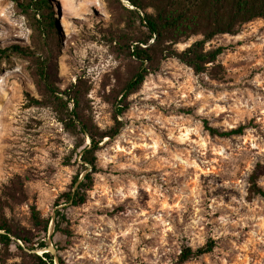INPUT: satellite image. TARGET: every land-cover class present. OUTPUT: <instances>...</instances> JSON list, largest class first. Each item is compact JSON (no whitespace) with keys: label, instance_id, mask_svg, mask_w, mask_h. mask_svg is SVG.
I'll list each match as a JSON object with an SVG mask.
<instances>
[{"label":"rangeland","instance_id":"1","mask_svg":"<svg viewBox=\"0 0 264 264\" xmlns=\"http://www.w3.org/2000/svg\"><path fill=\"white\" fill-rule=\"evenodd\" d=\"M23 4L0 0V48H10L0 52V196L23 189L7 216L31 228L35 203L52 218L42 235L66 264H264V196L253 191V182L264 188V18L206 43L227 47L217 72L163 60L129 95L119 134L99 143L87 201L70 205L56 199L91 170L80 158L89 138L60 119L65 113L45 93L37 58L60 91L81 90L79 113L109 130L137 65L119 38L145 28L128 0H47L56 21L47 43ZM205 124L243 132L220 136ZM209 239L211 252L180 261L184 246ZM18 254L0 244V264Z\"/></svg>","mask_w":264,"mask_h":264},{"label":"trees","instance_id":"2","mask_svg":"<svg viewBox=\"0 0 264 264\" xmlns=\"http://www.w3.org/2000/svg\"><path fill=\"white\" fill-rule=\"evenodd\" d=\"M136 12V20L145 28L141 33H123L119 42L127 49V55L133 58L137 65L131 76L121 88V98L114 104L116 125L109 130H101L84 118L78 111L81 102V90L60 91L53 83L52 76L47 70L45 60L37 58L36 71L39 81L44 86L45 93L52 100H56L61 106L65 116L60 119L65 126L73 132H80L89 138V144L80 150L83 165L91 166V170L79 179L75 176L73 188L61 192L56 199V204L61 200L70 205H81L88 199V190L94 184V172H96L99 143L105 137L113 138L119 134L123 123L118 117L122 116L129 108L128 97L137 91L146 77L159 70L163 60L177 58L190 66L195 73L217 72L220 64L217 59L226 46L206 47V43L218 34H236L243 24L255 19L264 18V0H128ZM47 0H24L23 11L32 17V27L37 35L45 42H50L55 18L47 6ZM147 7H152L153 12H148ZM140 9L142 13L139 12ZM195 35H201L183 49L177 47V43L184 42ZM153 39L152 42L150 40ZM47 45V44H46ZM23 53L32 54V50L16 47ZM9 47L0 48L5 53ZM62 93L64 96H60ZM39 102V100L34 99ZM72 104L70 107L69 104ZM211 134L229 136L243 132L240 125L230 130H219L214 126L205 124ZM82 145V143L80 144ZM79 147V146H78ZM16 183V181L14 182ZM13 183V184H14ZM14 189L15 191H13ZM23 189L13 187L5 190L4 196H0V244L6 253H10V247L15 246L19 252V260L4 264H66L59 253H54L42 234H46L50 228L52 218L44 216L38 206L33 203L30 206L31 228L21 227L7 216L5 209L11 206L12 200L17 198V192ZM253 191L264 196V188L253 182ZM61 231L71 236L68 227ZM53 238V236H51ZM215 247V241L209 239L204 245L193 248L184 246L180 254V261L185 262L211 252ZM56 250L60 248L55 245Z\"/></svg>","mask_w":264,"mask_h":264},{"label":"water","instance_id":"3","mask_svg":"<svg viewBox=\"0 0 264 264\" xmlns=\"http://www.w3.org/2000/svg\"><path fill=\"white\" fill-rule=\"evenodd\" d=\"M56 264H58V262Z\"/></svg>","mask_w":264,"mask_h":264}]
</instances>
